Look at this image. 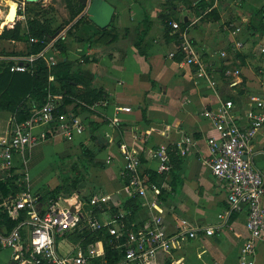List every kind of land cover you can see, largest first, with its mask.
I'll use <instances>...</instances> for the list:
<instances>
[{
    "label": "crops",
    "instance_id": "0c3cea01",
    "mask_svg": "<svg viewBox=\"0 0 264 264\" xmlns=\"http://www.w3.org/2000/svg\"><path fill=\"white\" fill-rule=\"evenodd\" d=\"M109 1L116 11L105 30L89 19L88 4L82 0L78 2L84 3V10L74 19L69 17L64 24H57L56 18L60 15L54 17L50 12L49 4L57 6L53 0L25 3L26 18L20 17L23 30L27 31L30 9L27 3L41 2L38 16L49 18L54 27L61 26L58 33L65 32L68 59L104 92V99L84 104L85 109L77 106L79 100L69 104L67 109L75 111L85 132L73 140H61V135L49 136L26 150V165L19 166L16 162L13 168L17 172H28L32 181L31 156L33 158L40 150L48 153L49 149L72 152L85 137V142L97 150L95 160L103 166H92L90 180L96 181L97 186L92 188L84 182L83 192L112 194L111 204L118 208L126 204L125 210L131 213L133 226H142L162 215L168 232L174 231L181 218L194 226L215 227L214 234L205 235L200 231L196 238L184 240L170 254L159 251L154 264H171L174 260H181L183 264H239L242 247L250 236L246 226L247 209L226 215L230 208L228 185L212 172L207 142L218 132L204 112L214 110L225 99H232L239 123L247 126L246 112L253 106L251 98L264 99V0ZM63 5L70 11L65 1ZM7 6L8 10L2 13L4 18H0L5 23L9 11L14 18L18 3L9 1ZM12 8L15 9L13 15ZM174 22L180 23L181 28H173ZM186 22L188 24L184 25ZM236 27L241 28L238 33H234ZM184 29L209 66L216 80L214 86L184 63V54L180 52V33ZM3 31L0 50L7 54L0 52V64L28 54L30 41L3 38ZM235 41H241L243 47L234 49ZM222 51L226 56H221ZM173 52L177 54L171 58ZM46 55L57 58L53 48ZM225 68L238 69L240 74L226 76ZM77 90L79 94L85 91L82 85H78ZM123 107H130L131 111L120 109ZM39 109H33V114ZM90 122L98 125L96 141L90 138L94 129ZM14 123V113L0 110L2 140L9 139ZM33 131L37 134L41 128L35 127ZM185 137L191 138L192 143L187 146L179 172L158 173V161L152 151L160 144L173 145ZM76 139L80 141L75 143ZM121 145L141 156L144 174L162 176L158 179L160 191L164 190L162 195L149 190L146 197L124 199L121 196L120 172L124 165ZM249 155L264 173V128L259 130ZM109 156L112 157L110 163L107 162ZM8 177L6 171L0 170V180L6 181ZM64 248L65 253L71 250L69 240ZM255 249L256 264H264V242H259ZM12 262V251L0 249V264Z\"/></svg>",
    "mask_w": 264,
    "mask_h": 264
},
{
    "label": "built area",
    "instance_id": "2783aa9c",
    "mask_svg": "<svg viewBox=\"0 0 264 264\" xmlns=\"http://www.w3.org/2000/svg\"><path fill=\"white\" fill-rule=\"evenodd\" d=\"M25 3L18 4V12L25 19ZM173 28L180 29L181 24L172 23ZM186 29V28H185ZM180 33V52L184 54V63L192 66L196 74L212 86L215 85L208 65L190 40L187 30ZM236 27L234 33H238ZM65 32L58 33L47 46L38 53H28L11 59V71L33 72V65L38 58L47 59L46 53L52 49L55 41L64 39ZM31 43L37 42L31 38ZM243 47L241 41H235L233 48ZM173 52L170 57H175ZM221 56H226L222 51ZM49 63H52L47 59ZM226 76L239 75L240 70L225 68ZM53 76H50V81ZM61 95H49L46 103L24 122H15L9 139L0 138V170L11 175L16 165H26V150L49 136L61 135L66 140H73L85 132V126L74 111L59 113ZM253 106L246 112L248 125L239 123L232 99L223 100L214 110H205L204 115L210 119L218 132L217 136L208 138L211 156V169L215 177L228 185L230 208L226 215L247 209V229L249 239L241 250L239 264H256L255 251L259 242H264V173L255 165L249 155L254 139L259 130L264 128V99L252 97ZM131 111L130 107L120 108ZM114 124H117L114 121ZM40 127L35 133L33 129ZM50 131V132H49ZM49 132V133H48ZM191 138L185 137L175 143L180 154L184 155ZM124 165L120 172L122 186L119 189L124 199L146 197L149 190L159 195L160 186L142 171V159L139 154L121 145ZM167 144H160L152 151L158 161L157 171L168 174L173 168ZM18 159V160H17ZM109 156L107 162H111ZM26 189L15 197L7 199L3 206L16 225L8 232L0 230V249H10L14 264H107L106 248L102 239L96 240L83 248L80 244L69 241L72 248L65 253V237L71 233L84 234L107 229L113 237L114 246L124 255L111 264H154L159 251L170 254L173 249L189 238H196L200 231L205 235L215 233V227H198L189 220H177L175 229L168 232L162 215L155 216L137 229H128L125 217L129 214L119 208L117 212L106 209L111 204L112 194L97 191L85 201L78 192L70 197L42 199L31 186L30 174L25 171ZM66 204H63V202ZM96 208H99L95 211ZM171 264H183L174 260Z\"/></svg>",
    "mask_w": 264,
    "mask_h": 264
},
{
    "label": "trees",
    "instance_id": "16d2710c",
    "mask_svg": "<svg viewBox=\"0 0 264 264\" xmlns=\"http://www.w3.org/2000/svg\"><path fill=\"white\" fill-rule=\"evenodd\" d=\"M64 1L70 8V18L72 19L84 10V3H80L78 0ZM27 5L29 8V3H27ZM14 11L15 9L12 10L11 15H13ZM21 14L22 11L19 12L15 27L10 28L11 24L7 26L1 37L27 41H31V38H34L37 42L31 43V49L28 53H38L44 49L59 32L58 30L61 26L54 27L52 25L53 22H51L49 18L41 19L38 16L41 14L39 12L34 16L28 15L27 31H24L19 19ZM185 24H188V22L184 23V25ZM53 53H57V58L47 57L52 63H49L45 58H38L33 65V72L11 71L10 65L12 62L0 64V110H8L14 113L15 122L21 123L29 119L33 114V109L41 108L46 103L50 94L62 96L59 100V113H67L69 111L67 106L78 100L79 105L77 106H81L82 109H85L86 106L84 104H95L104 99V92L92 84L91 78L84 76L83 72L79 69H75L76 63L68 59L64 39H58L55 41ZM50 76H53V80L51 81ZM78 85H82L85 89L81 94H79L77 90ZM90 124H92V126L94 125L90 138L93 139V141H96L98 136L95 134V131L98 128V125L94 122H90ZM79 146L81 148V154L85 158L84 161H86L85 169L88 172L91 170L92 166H103L101 162L95 160L97 155L96 149L92 148L85 141H82ZM168 148L173 164L171 171L175 174L179 172L180 165L183 161V155L179 153L175 144L169 145ZM87 174L72 182L60 181V184L51 190V196H49V198H57L59 196L70 197L75 192H79L81 193L80 195L83 200L89 201L90 197L95 192L92 191L86 193L83 192V188L80 187L81 183H86ZM24 178L25 170L17 172L15 168H12L10 177H8L6 181L0 180V230L4 233H8L16 225V222L10 218L3 203L7 199L15 197L20 191L26 189ZM150 178L161 186L158 179H162V176H159L156 173H151ZM163 193L164 190H161L160 195ZM40 195H42L41 192ZM125 205L123 207L124 209H126ZM105 208L110 209L112 212H117L119 210L118 207L113 205L106 206ZM98 209L99 208H96L95 211ZM131 219L132 215L129 213L125 217L127 228L137 229L138 226H133ZM71 238L74 240L73 237ZM99 239H102L105 243V260L107 264L114 263L123 257L124 252L114 246L113 237L107 229L95 232L85 230L84 234L79 235L78 241H74L79 242L80 245L86 248L89 243Z\"/></svg>",
    "mask_w": 264,
    "mask_h": 264
},
{
    "label": "rangeland",
    "instance_id": "374dc122",
    "mask_svg": "<svg viewBox=\"0 0 264 264\" xmlns=\"http://www.w3.org/2000/svg\"><path fill=\"white\" fill-rule=\"evenodd\" d=\"M9 1H15L18 4H22V2H25V0H0V15H2L3 12H6L7 9V3ZM63 0H53V3L57 4V6H53V4H49L51 7V14L54 15V17L60 15L59 18H56L57 24H64L68 22V19L70 17V11L66 9V7L63 5ZM41 4V2H39ZM37 3V5H30V9L27 11L28 15H33L36 13L41 12L40 4ZM10 12V11H9ZM18 15L15 18V21L12 22L10 28H14L17 24ZM4 16L2 15V17ZM20 19V18H19ZM63 21L60 23V21ZM27 50V49H26ZM25 50V51H26ZM1 53L7 54V52L0 50ZM28 52V51H27ZM26 53V52H25ZM60 136V135H59ZM78 136V135H77ZM84 141L87 139L83 137ZM61 139V138H60ZM62 138L61 140H63ZM80 141L79 139L75 140V143ZM63 144H65L64 141H61ZM60 142V143H61ZM80 143L77 144L78 149H75L74 151L70 152H63V151H52V149L47 150L48 153H44L43 151H39L36 154H34L33 158L32 156L29 159V162L31 163V175L36 177L37 181L33 182V179L31 181V186L33 189L39 190V192L42 193V195L48 199L49 196H51V190L57 187L62 182H72L76 179L81 178L83 175L85 176L87 173V181L86 183L89 184L92 188L94 186H97L96 181L90 180V170L89 172L85 169V163L84 157L81 154V148L79 147ZM77 150V151H76ZM38 155V157H37ZM37 159H36V158ZM32 158V159H31ZM35 158V159H34ZM36 160V161H34ZM85 186L84 183L80 184V187L83 188ZM96 188V187H94ZM71 237L74 238L75 241H78L79 235L76 233H71L65 237L67 240L73 242L74 244H79V242H75ZM82 246V245H81ZM84 248V247H83Z\"/></svg>",
    "mask_w": 264,
    "mask_h": 264
},
{
    "label": "water",
    "instance_id": "95a60500",
    "mask_svg": "<svg viewBox=\"0 0 264 264\" xmlns=\"http://www.w3.org/2000/svg\"><path fill=\"white\" fill-rule=\"evenodd\" d=\"M37 1L39 0H25V2H29V3H34ZM82 1L87 2L88 6L86 12L88 14L89 19L97 27L101 29H105L110 26L116 8L115 6L112 5V3L109 0H82ZM9 14L10 12L6 16V20L8 21L7 24L5 23L4 20H0V34L1 31H3L9 23L15 21L17 14H19L18 7L16 8V13L13 19ZM62 202L63 204H66L64 203V201ZM11 264H14V261Z\"/></svg>",
    "mask_w": 264,
    "mask_h": 264
},
{
    "label": "bare ground",
    "instance_id": "6f19581e",
    "mask_svg": "<svg viewBox=\"0 0 264 264\" xmlns=\"http://www.w3.org/2000/svg\"><path fill=\"white\" fill-rule=\"evenodd\" d=\"M7 22H8V21L6 20V24H7Z\"/></svg>",
    "mask_w": 264,
    "mask_h": 264
}]
</instances>
